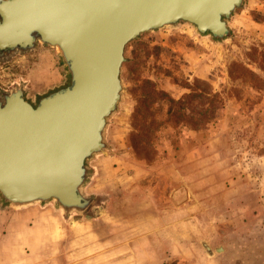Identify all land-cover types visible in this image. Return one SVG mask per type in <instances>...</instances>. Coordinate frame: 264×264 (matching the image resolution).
<instances>
[{"label":"rangeland","instance_id":"rangeland-1","mask_svg":"<svg viewBox=\"0 0 264 264\" xmlns=\"http://www.w3.org/2000/svg\"><path fill=\"white\" fill-rule=\"evenodd\" d=\"M229 26L223 43L180 23L126 46L110 149L85 189L103 213L74 223L0 203V264H264V0ZM65 82L45 45L0 59V95L24 83L34 101Z\"/></svg>","mask_w":264,"mask_h":264},{"label":"water","instance_id":"water-1","mask_svg":"<svg viewBox=\"0 0 264 264\" xmlns=\"http://www.w3.org/2000/svg\"><path fill=\"white\" fill-rule=\"evenodd\" d=\"M245 0H0V59L45 45L65 84L28 97L24 83L0 95V203L52 206L71 222L93 220L85 192L90 165L110 149L107 129L123 100L126 46L145 33L187 23L214 43ZM92 209V213H89ZM203 246L208 255L211 249ZM222 251V247L215 249Z\"/></svg>","mask_w":264,"mask_h":264},{"label":"trees","instance_id":"trees-1","mask_svg":"<svg viewBox=\"0 0 264 264\" xmlns=\"http://www.w3.org/2000/svg\"><path fill=\"white\" fill-rule=\"evenodd\" d=\"M243 68H244V70H246V72H249L253 77H257V75L255 73H253L251 70H249L248 68H246V67H243ZM231 76H232V74H231ZM194 92H195V90L192 88V92L190 94H187V97L193 96L195 94ZM216 99H217V96L213 95V98H212L213 104L216 102ZM217 108H218L217 105H213L210 110L206 109V111H208V112L210 111V114H209V117H205L204 120L202 119L204 126H207L210 122H212L214 120V118H215L214 114H215V110H217ZM187 119H188L187 123L192 122L193 126L197 125L199 122L197 119H194V118H191V119L187 118Z\"/></svg>","mask_w":264,"mask_h":264},{"label":"bare ground","instance_id":"bare-ground-1","mask_svg":"<svg viewBox=\"0 0 264 264\" xmlns=\"http://www.w3.org/2000/svg\"><path fill=\"white\" fill-rule=\"evenodd\" d=\"M209 248L211 249V255L214 254V250L209 246Z\"/></svg>","mask_w":264,"mask_h":264},{"label":"crops","instance_id":"crops-1","mask_svg":"<svg viewBox=\"0 0 264 264\" xmlns=\"http://www.w3.org/2000/svg\"><path fill=\"white\" fill-rule=\"evenodd\" d=\"M39 219V218H38ZM41 225H43V224H41ZM21 242V241H20Z\"/></svg>","mask_w":264,"mask_h":264}]
</instances>
